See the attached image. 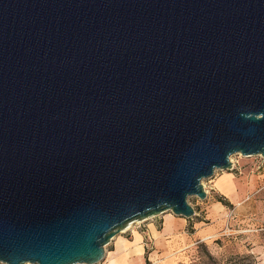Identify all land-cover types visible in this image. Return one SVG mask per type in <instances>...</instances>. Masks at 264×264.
Instances as JSON below:
<instances>
[{
	"label": "water",
	"instance_id": "obj_1",
	"mask_svg": "<svg viewBox=\"0 0 264 264\" xmlns=\"http://www.w3.org/2000/svg\"><path fill=\"white\" fill-rule=\"evenodd\" d=\"M264 158V0H0V263L96 264Z\"/></svg>",
	"mask_w": 264,
	"mask_h": 264
},
{
	"label": "rangeland",
	"instance_id": "obj_2",
	"mask_svg": "<svg viewBox=\"0 0 264 264\" xmlns=\"http://www.w3.org/2000/svg\"><path fill=\"white\" fill-rule=\"evenodd\" d=\"M230 158L234 164L232 169L217 170L211 178L201 180L204 189L207 191V197L204 200L197 196L187 198L188 203L199 214L194 216V220L190 221L191 224L194 221H201L206 212L217 205L218 210H215V214L226 222L224 224L226 233L217 239L197 243L189 252L186 261H177L175 264H197L202 261L201 264L211 263L207 258L208 254L214 258L216 264H234L235 262L264 264V158L261 156H243L239 153L232 154ZM223 172L232 173L249 186L248 194L241 201L230 203L227 198L214 189L212 179ZM247 197L248 200H245ZM167 213L171 212L167 211ZM159 217L154 219L157 229L161 226ZM150 219L134 223L130 228L124 229L123 232L121 231L114 236L105 245L103 259L96 264H111V259L108 258L109 251L121 238L130 240L133 230L144 231L142 234L143 242H150L145 232V222ZM188 231H190L189 227ZM144 264L151 263L146 260Z\"/></svg>",
	"mask_w": 264,
	"mask_h": 264
},
{
	"label": "crops",
	"instance_id": "obj_3",
	"mask_svg": "<svg viewBox=\"0 0 264 264\" xmlns=\"http://www.w3.org/2000/svg\"><path fill=\"white\" fill-rule=\"evenodd\" d=\"M214 189L228 199L230 203L241 201L248 194L249 186L230 172H223L212 179ZM248 200V197L245 199ZM218 206L206 212L201 221L176 216L172 213L159 214L145 222L146 234L150 242L144 243V231L133 230L131 239L121 238L109 251L111 264H144L148 260L151 264H175L186 261L189 252L199 242L217 239L226 233L223 218L215 214ZM165 213V212H164ZM155 217H159L161 224L157 229ZM188 227L190 231H188Z\"/></svg>",
	"mask_w": 264,
	"mask_h": 264
},
{
	"label": "trees",
	"instance_id": "obj_4",
	"mask_svg": "<svg viewBox=\"0 0 264 264\" xmlns=\"http://www.w3.org/2000/svg\"><path fill=\"white\" fill-rule=\"evenodd\" d=\"M207 258H208V260L211 262V263H206V264H216V263H214V262H216L215 260H214V258H212L211 256H210V254H208L207 255ZM235 262V261H234ZM201 264V263H203V261L202 262H198L197 264ZM234 264H242V263H240V262H238V263H234ZM245 264H252V263H245Z\"/></svg>",
	"mask_w": 264,
	"mask_h": 264
},
{
	"label": "bare ground",
	"instance_id": "obj_5",
	"mask_svg": "<svg viewBox=\"0 0 264 264\" xmlns=\"http://www.w3.org/2000/svg\"><path fill=\"white\" fill-rule=\"evenodd\" d=\"M230 161H231V163H232V166H234V164H233V160L230 158ZM139 221H132V222H130V226H126L124 229L126 230L127 228H130L134 223H138ZM124 229H123V231H124ZM122 231V232H123Z\"/></svg>",
	"mask_w": 264,
	"mask_h": 264
},
{
	"label": "built area",
	"instance_id": "obj_6",
	"mask_svg": "<svg viewBox=\"0 0 264 264\" xmlns=\"http://www.w3.org/2000/svg\"><path fill=\"white\" fill-rule=\"evenodd\" d=\"M232 164V163H231ZM233 167V166H232ZM205 191H206V189H205ZM206 193H207V191H206Z\"/></svg>",
	"mask_w": 264,
	"mask_h": 264
}]
</instances>
